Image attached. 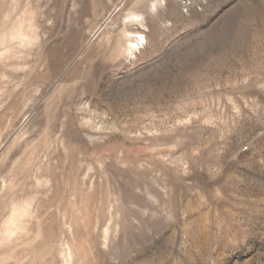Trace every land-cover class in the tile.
I'll list each match as a JSON object with an SVG mask.
<instances>
[{"label":"rangeland","instance_id":"rangeland-1","mask_svg":"<svg viewBox=\"0 0 264 264\" xmlns=\"http://www.w3.org/2000/svg\"><path fill=\"white\" fill-rule=\"evenodd\" d=\"M0 264H264V0H0Z\"/></svg>","mask_w":264,"mask_h":264}]
</instances>
